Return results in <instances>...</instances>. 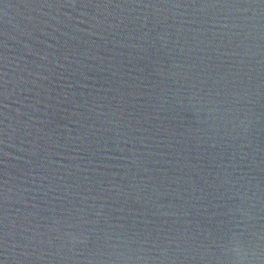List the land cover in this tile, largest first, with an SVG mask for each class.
I'll return each mask as SVG.
<instances>
[{"label": "water", "instance_id": "water-1", "mask_svg": "<svg viewBox=\"0 0 264 264\" xmlns=\"http://www.w3.org/2000/svg\"><path fill=\"white\" fill-rule=\"evenodd\" d=\"M0 264H264V3L0 0Z\"/></svg>", "mask_w": 264, "mask_h": 264}, {"label": "clouds", "instance_id": "clouds-1", "mask_svg": "<svg viewBox=\"0 0 264 264\" xmlns=\"http://www.w3.org/2000/svg\"><path fill=\"white\" fill-rule=\"evenodd\" d=\"M230 250L236 253L237 260H243L247 258V250L241 248L238 244L232 247Z\"/></svg>", "mask_w": 264, "mask_h": 264}, {"label": "snow or ice", "instance_id": "snow-or-ice-1", "mask_svg": "<svg viewBox=\"0 0 264 264\" xmlns=\"http://www.w3.org/2000/svg\"><path fill=\"white\" fill-rule=\"evenodd\" d=\"M262 3H264V0H261Z\"/></svg>", "mask_w": 264, "mask_h": 264}]
</instances>
